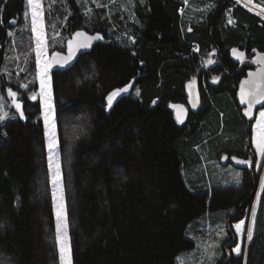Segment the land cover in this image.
Returning a JSON list of instances; mask_svg holds the SVG:
<instances>
[{
	"label": "trees",
	"instance_id": "trees-1",
	"mask_svg": "<svg viewBox=\"0 0 264 264\" xmlns=\"http://www.w3.org/2000/svg\"><path fill=\"white\" fill-rule=\"evenodd\" d=\"M255 1L264 7V0ZM27 4L0 0V69L10 64L13 31L19 35ZM44 5L50 42L57 39L52 52L63 51L78 30L110 40L72 68L52 71L72 264H178L195 247L190 226L224 210L234 212L219 264H264V193L246 257L229 252L231 224L252 205L258 177L245 173L241 186L201 191L186 180L203 164L201 144L216 164L224 154L247 153L249 129L237 93L255 66L246 60L241 67L231 51L246 49L249 58L256 48L264 51V18L237 0ZM213 58L200 74V109L180 122L171 105L187 103L186 82ZM25 69L3 87L18 91L21 103H5L9 115L0 120V264H61L43 106L26 85L35 84L34 55ZM128 85L109 107V94Z\"/></svg>",
	"mask_w": 264,
	"mask_h": 264
},
{
	"label": "rangeland",
	"instance_id": "rangeland-1",
	"mask_svg": "<svg viewBox=\"0 0 264 264\" xmlns=\"http://www.w3.org/2000/svg\"><path fill=\"white\" fill-rule=\"evenodd\" d=\"M238 3L244 5L246 8L250 9L252 12L260 15L264 18V7L257 4L255 0H237ZM41 9L43 11V41L41 43V49L42 54L39 57V64L37 63V55H36V33L32 31V6L27 4V11L28 14L27 17L24 19L23 25L20 26V33L19 35L16 34L17 30H14V38L13 43L11 44V47L9 49L8 54V60L10 61V64H12V67H9L7 65L5 68L0 69V116H4V119L7 118V115H9L8 111H4V107L6 106L5 103H9L10 106H16V104L21 103V100H18V97H20V93L15 90H11L13 93H15V96H12L9 94V89L4 91V86L8 84L10 81V78L12 75H17L21 73L22 70L28 67V59L31 58L34 55L35 63H36V75L35 79L33 80V83L35 84L32 86L31 82L26 83L27 87H30L31 90V97L35 96V99L38 97L41 99L42 106H43V120H44V112H45V101H46V94H42V91L44 93L47 92V89L50 86L51 89V103L55 110V104H54V97L52 92V66L48 68L46 75L43 76V79L45 80L44 87L42 89L41 87V79H42V72L41 68L42 65L45 62H48L51 64V57L54 52H52V45L56 42V38L52 37V41L50 42V33L46 25L45 21V5L44 0H42ZM231 11L229 10L227 12L228 16V23L229 20L233 21L232 23H229L232 26H235V20L232 19ZM18 32V31H17ZM18 36V37H17ZM198 50V47L196 48ZM22 55H24V60H22ZM216 59L213 58L212 62L215 63ZM212 63V64H213ZM15 69L17 74H14L12 70ZM25 69V70H26ZM6 84V85H5ZM10 88V87H9ZM126 93V92H125ZM124 94V93H123ZM261 111H264V108L259 110L257 114L256 121L253 124V138H252V147L255 150L256 156H257V163H256V177H258V183H257V190L255 194V198L252 202V205L245 210L244 217L241 220H245V225L243 226L244 229V236L242 237L240 233L237 232L235 225H237L240 221L233 222L232 228H233V240L229 243L232 245L229 248V252H231L234 256H244L246 257L247 251L250 245L251 240L249 241L247 239V230L250 223V211L253 208L257 209V217L260 213L261 208V202H262V195L264 191H261L260 183L261 180L264 179V156H261L260 153L256 149V141L261 133V127H260V121L261 117L259 113ZM7 114L6 116L4 114ZM45 124V123H44ZM55 130V135L58 139L57 129H56V121H55V111L50 119L49 125L46 128V135H47V141L49 139V133L50 130ZM208 133V132H207ZM207 133L204 135L206 136ZM58 145H59V139H58ZM204 145L198 146L196 149L201 155V159L203 164L199 165L197 167H194L190 170V172L186 175V180L188 186L193 189L194 191H201L204 187H209L210 190H212L213 186H220V187H237L241 186L242 182L245 178V172L241 168H238L234 166L233 164H227L224 165L221 163L216 164L213 163L210 154L208 152H204ZM57 155L61 166V174H62V182H63V205L64 210L66 212V221L64 219V216H61L60 219V239L65 240L67 244L70 245L71 248V238L69 233V223L67 219V206H66V200H65V191H64V181H63V169L61 164V159L59 157L58 149ZM57 157H54V164L53 169H50L51 173V179L54 171L55 166V159ZM239 174V175H237ZM53 185V184H52ZM61 191L60 188H56V200H55V211H56V225H57V205L61 203L60 200ZM257 196H259V201L257 200ZM233 210H224V211H218L211 213L197 221H195L189 228V231L187 233L188 237H190L195 242V247L192 250L186 251L182 253L179 256L178 264H219L221 259L225 255V244L230 236V231L228 227V216L233 213ZM263 216L264 211L262 210ZM257 221V218H256ZM65 223L67 225L66 234H65ZM256 226V222H255ZM255 226L253 229L252 237L255 231ZM57 232V231H56ZM237 246L241 249V255H237L235 252V249ZM59 247V244H58ZM230 254V253H229Z\"/></svg>",
	"mask_w": 264,
	"mask_h": 264
},
{
	"label": "snow or ice",
	"instance_id": "snow-or-ice-1",
	"mask_svg": "<svg viewBox=\"0 0 264 264\" xmlns=\"http://www.w3.org/2000/svg\"><path fill=\"white\" fill-rule=\"evenodd\" d=\"M185 2H187V0H185ZM27 3L32 6V13H31L32 31L34 33H36V46H37L36 47V55H37V63L39 64V57L42 54L41 43L43 41V28H44L43 11L41 9L42 0H27ZM27 15L28 14L25 13V17H27ZM232 22L233 21L229 20V23H232ZM10 23L14 24L15 21H10ZM9 35H11V33H9ZM75 35L77 37H83V36H86L87 34L83 33V32H77ZM100 38L101 37H99V36L88 37L89 40L100 39ZM87 47H90L89 43L76 42L75 48H74L73 42L69 41L68 49H69L70 55H69L68 59L71 58V53L74 50H78L80 48H87ZM233 52L235 53L236 50L234 49ZM57 55H59V53H57ZM240 58H243V53L240 54ZM258 62L264 63V54L261 55V58ZM209 63H212V61H209ZM50 67H51V64L48 62H45L42 65V68H41V72H42L41 87H42V89H43L44 84H45V80L43 79V76L46 75L47 70ZM249 75H252V74L250 73ZM259 79H260V83L257 84L256 88L254 90L247 92V93H245L243 85L241 86V102L242 103L246 102L248 104L247 114L249 116H251V109H252L253 105L260 103L262 100H264V70H261V73L259 74ZM25 87H26V85H25ZM129 87H131V85H128L124 88H118V89L114 90L112 93H110L108 98H107L109 107H111L113 98L120 95L121 93L127 92ZM8 91H9L10 95H12V96L16 95L15 93H13L11 91V89H9ZM42 94H46L44 123H45V126L47 128L49 125L50 119L52 118L54 111H55L54 107L51 103L50 86L47 89V92L44 93L42 91ZM137 94H139L138 90H137ZM246 96L248 97L247 100H245ZM32 98L35 99V96H33ZM16 107L20 108V105L16 104ZM173 107H182V106L173 105ZM193 107H195V105H193ZM4 115L6 116L7 114L5 113ZM20 115L22 116L23 112H21ZM259 115L261 117L260 127L262 130H261V133H260V135L256 141V149L260 153L261 156H264V111H261L259 113ZM2 119H4V116H0V120H2ZM178 119H179V116H178ZM181 122H183V121L181 120ZM47 147L49 150L48 164H49L50 169H53L54 157H57L55 159V166H54V171H53V175H52L53 199H54V201L56 200V188L59 187L60 191H61V196H60L61 203L59 205H57V225H56L57 241L59 244L60 261H61V264H72L70 245L67 244V242L65 240H61L60 236H59L60 219H61V216L63 215L64 219L66 221V212L64 210L63 196H62L63 182H62L61 166H60V162H59L57 151H56L58 149V139L55 135L54 128L50 130ZM241 163L247 164L249 162L248 161H241ZM237 175H239V174H237ZM260 188H261V191H264V179L261 180ZM257 200L259 201V196H257ZM256 218H257V209L253 208L250 211V223H249L248 230H247V239L249 241L252 239V233H253V229L255 226ZM244 225H245V220H241L237 225H235L237 232L240 233L242 237L244 236V229H243ZM66 229H67V225L65 223V234H66ZM235 252L237 255H241V249L239 246H237V248L235 249Z\"/></svg>",
	"mask_w": 264,
	"mask_h": 264
},
{
	"label": "water",
	"instance_id": "water-1",
	"mask_svg": "<svg viewBox=\"0 0 264 264\" xmlns=\"http://www.w3.org/2000/svg\"><path fill=\"white\" fill-rule=\"evenodd\" d=\"M77 32H83V33H86L87 35L83 36V37H77L75 35ZM96 36H99L101 38L100 39H92V40L88 39V37H96ZM69 41L73 42L74 48H75L76 42L89 43L90 47L80 48L78 50H74L71 53V58L68 59V57L70 55L69 49H68ZM102 42L109 43L110 40H107L105 38L104 34H102L101 32L92 33V32H89L87 30L76 31L66 41V46H65V49L63 51H57V52L53 53V55L51 57L52 71H66V70L72 68L77 63V61L80 59V57L82 55L90 53L98 43H102ZM234 49L236 50L235 53L233 52ZM57 53H59V55H57ZM231 53H232V56L235 59V61H237L241 64H243L245 62V59L247 56L245 51H241L238 47H235L232 49ZM241 53H243V58H240ZM253 54H254V56L252 58V62L257 67L255 69L249 70L247 75L242 78V80L240 81L238 93H237V99L239 101L240 107L242 108V114L247 121L248 129H249V138L247 140V144H248V148H249L250 158L245 159V158L237 156V155L230 156L229 154H224L221 158L222 164L226 165L230 161L231 164H233L234 166H236L238 168H241V169L249 168L251 173H253L254 170H256V168H255L256 167L255 155H254L255 150L252 147L253 124L256 121L257 114H258L259 110L264 108V100H262L260 103L253 105V107L251 109V116H249L247 114L248 104L246 102H244V103L241 102V86L243 85L245 93H247L251 90H254L256 88L257 84L260 83L259 74L261 73V70H264V63L258 62L261 58V55L264 54V51H260L259 49L256 48L253 50ZM250 73L252 75H249ZM131 88L132 87H129V89L126 93H128ZM185 92L187 95V103L186 104L173 103L171 105V108L174 111L177 119L179 116L178 120L180 122H181V120L184 122L187 119L189 111L197 112L202 105V91H201L200 74H198L195 78L189 79L186 82ZM247 99H248V97L246 96L245 100H247ZM173 105L182 106V107H173ZM193 105H195V107H193ZM241 161H248L249 163L245 164V163H241ZM256 190H257V188H255V192H256Z\"/></svg>",
	"mask_w": 264,
	"mask_h": 264
},
{
	"label": "flooded vegetation",
	"instance_id": "flooded-vegetation-1",
	"mask_svg": "<svg viewBox=\"0 0 264 264\" xmlns=\"http://www.w3.org/2000/svg\"><path fill=\"white\" fill-rule=\"evenodd\" d=\"M241 51H245L246 52V54H247V56H246V59H245V61L246 60H249L252 64H253V62H252V58H253V56H254V54H253V51H252V54H251V57L249 58L248 56V51L246 50V49H241V48H239ZM233 57V56H232ZM234 59V58H233ZM234 61H235V59H234ZM237 62V61H236ZM238 64H240V66L242 67L243 66V64L245 63H243V64H241V63H239V62H237ZM255 67L254 68H252V69H255L257 66L255 65V64H253ZM210 67H212V63H209V61H208V63L206 64V65H204L203 66V68H202V70L198 73V74H201L203 71H207ZM251 70V69H250ZM249 71V70H248ZM248 73V72H247ZM247 75V74H246ZM245 75V76H246ZM244 76V77H245ZM189 113H190V111H189ZM189 115V114H188ZM254 155H255V164L257 163V156H256V153H255V151H254ZM223 156V155H222ZM243 158H245V159H248V158H250V155H249V148H247V153L244 155V156H242ZM222 158V157H221ZM227 164H230V161L227 163ZM226 164V165H227ZM256 168V167H255ZM243 170V172H245V173H248L249 175H250V177H251V179H252V181H255V179H256V175H255V173H256V171L254 170V172L253 173H251V171L249 170V168H246V169H242Z\"/></svg>",
	"mask_w": 264,
	"mask_h": 264
}]
</instances>
